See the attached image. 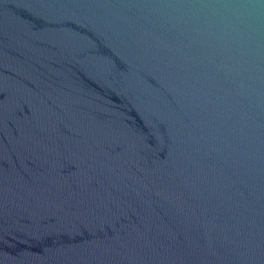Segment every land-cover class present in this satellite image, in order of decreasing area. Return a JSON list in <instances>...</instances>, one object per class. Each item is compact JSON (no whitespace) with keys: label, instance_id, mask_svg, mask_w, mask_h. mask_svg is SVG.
<instances>
[{"label":"water","instance_id":"1","mask_svg":"<svg viewBox=\"0 0 264 264\" xmlns=\"http://www.w3.org/2000/svg\"><path fill=\"white\" fill-rule=\"evenodd\" d=\"M0 264H264V0H0Z\"/></svg>","mask_w":264,"mask_h":264}]
</instances>
